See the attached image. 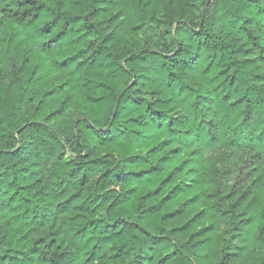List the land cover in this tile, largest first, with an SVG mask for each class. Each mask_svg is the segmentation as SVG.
I'll list each match as a JSON object with an SVG mask.
<instances>
[{
  "label": "trees",
  "instance_id": "obj_1",
  "mask_svg": "<svg viewBox=\"0 0 264 264\" xmlns=\"http://www.w3.org/2000/svg\"><path fill=\"white\" fill-rule=\"evenodd\" d=\"M262 5L0 0V264H264Z\"/></svg>",
  "mask_w": 264,
  "mask_h": 264
},
{
  "label": "rangeland",
  "instance_id": "obj_2",
  "mask_svg": "<svg viewBox=\"0 0 264 264\" xmlns=\"http://www.w3.org/2000/svg\"><path fill=\"white\" fill-rule=\"evenodd\" d=\"M0 73H1V68H0ZM252 155H246L243 157L242 160H240L239 164L242 166V170H246L247 167L252 165ZM234 180H237L236 176H234Z\"/></svg>",
  "mask_w": 264,
  "mask_h": 264
},
{
  "label": "snow or ice",
  "instance_id": "obj_3",
  "mask_svg": "<svg viewBox=\"0 0 264 264\" xmlns=\"http://www.w3.org/2000/svg\"><path fill=\"white\" fill-rule=\"evenodd\" d=\"M262 7H264V5H262Z\"/></svg>",
  "mask_w": 264,
  "mask_h": 264
}]
</instances>
